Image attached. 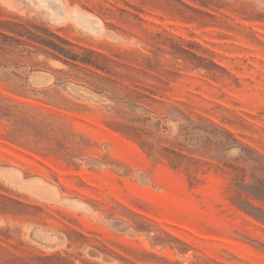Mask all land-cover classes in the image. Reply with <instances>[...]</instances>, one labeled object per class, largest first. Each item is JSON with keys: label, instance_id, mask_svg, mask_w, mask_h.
<instances>
[{"label": "rangeland", "instance_id": "obj_1", "mask_svg": "<svg viewBox=\"0 0 264 264\" xmlns=\"http://www.w3.org/2000/svg\"><path fill=\"white\" fill-rule=\"evenodd\" d=\"M0 33L35 51L0 71V264H264V0H0ZM157 122L155 155L119 128Z\"/></svg>", "mask_w": 264, "mask_h": 264}, {"label": "trees", "instance_id": "obj_2", "mask_svg": "<svg viewBox=\"0 0 264 264\" xmlns=\"http://www.w3.org/2000/svg\"><path fill=\"white\" fill-rule=\"evenodd\" d=\"M45 32H48L50 36L55 37L52 33H49V31H45ZM58 40L61 41L62 44H67L65 41L59 38ZM35 42L51 50V52H45V54H47L49 57L54 58L56 60H60L67 65H72L75 63H89V61L80 59L78 55L70 52L69 50L65 49L64 47L54 42L45 41V40L35 41ZM32 48L34 47L31 46L30 44L23 43L22 41L14 39L6 35L5 33H0V71H7L10 68H15L14 70L20 68L21 67L20 63L18 61L13 60V58L15 57L23 58L25 56H28V57L31 56L32 54L35 53V51H33ZM12 74L19 79H23V77L17 72H12ZM4 99L8 100V98H5V97ZM3 109L5 108L0 106V111ZM148 120L149 118H143V123L146 124ZM155 126L157 130L153 131L146 127L119 124V128L123 132L132 134V136L138 139L141 145L147 148L149 153L153 155L156 154L155 146L153 143L149 142L145 138V136H147L148 138L158 133V138H159L158 140L160 142L162 135H163L162 133L163 129H165V127L160 122H157ZM209 129L210 127L208 125H205L202 123L195 124L194 122H189L187 125L181 126L180 135L176 138V140H178L180 137H183L185 144L191 143V145H193L192 143L194 142L199 143L202 137H205V136H201L200 134H204L208 136L206 138V141L210 142L209 144L210 146L212 145L210 138L214 136L215 133ZM214 130L220 133L222 137L227 140V141H220L219 145H217L220 151L228 150L231 147H233V143H229V142L230 141L235 142V139L230 133H227L225 131H219L217 129H214ZM185 144L180 143V145L178 146V148L180 149L178 150L176 149V147H172V148L163 147L161 149L163 152L162 155L165 158L171 160V164L175 168H179L181 166V163L178 160L185 158L183 154V150L186 147ZM243 151H245L243 155L244 161L254 163L252 167L253 173L251 174L252 180H254L255 183H259L261 185V190H263V192H258V193L249 192V193L252 196L264 202V176L261 174V172H264L263 163L261 162L260 159H255L253 157V151L251 149L245 148L243 149ZM224 166L230 169L232 173L236 174L235 180L238 183L243 182L244 183L243 185L245 187L247 188L250 187L247 183H245L246 173H247V170L245 168H242L240 166L230 165L227 162L224 163ZM241 204H247V206L249 207V210L246 209V207H242ZM240 205H241V208H243L247 213L254 215L255 213H253V211H255V212L261 213L264 216V209L261 207H257L247 201L246 202L241 201Z\"/></svg>", "mask_w": 264, "mask_h": 264}]
</instances>
